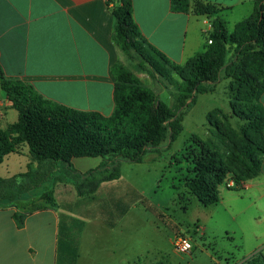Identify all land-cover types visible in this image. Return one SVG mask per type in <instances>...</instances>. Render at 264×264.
<instances>
[{
  "label": "crops",
  "instance_id": "1",
  "mask_svg": "<svg viewBox=\"0 0 264 264\" xmlns=\"http://www.w3.org/2000/svg\"><path fill=\"white\" fill-rule=\"evenodd\" d=\"M132 1L144 38L172 63L185 65L205 50V31L215 19H222L231 33L254 14L257 0H199L219 8L212 17L174 13L171 0ZM115 6L108 0H0L3 75L33 86L59 105L111 116L113 67L123 53L114 42ZM259 103L264 108V93ZM18 119L0 84V130ZM18 151L4 158L1 178L27 172L32 163L29 147L23 144ZM21 157L28 160L24 166ZM91 161L96 162L89 165ZM103 162L101 157L72 160L80 173ZM117 183H103L96 193L81 197L72 183L59 182L54 186L58 206L28 214L23 226L14 217L17 209L1 204L0 264H172V252L183 254L170 234L174 227L170 217L161 207H139L137 190L129 184L118 191ZM228 183L219 189L220 201L212 205L211 219L215 217L217 227L231 235L232 264H251L264 248V162L259 176L240 190ZM237 253L243 254L241 259ZM207 255L213 264L230 262ZM189 256L192 263L197 260L193 253Z\"/></svg>",
  "mask_w": 264,
  "mask_h": 264
},
{
  "label": "trees",
  "instance_id": "2",
  "mask_svg": "<svg viewBox=\"0 0 264 264\" xmlns=\"http://www.w3.org/2000/svg\"><path fill=\"white\" fill-rule=\"evenodd\" d=\"M111 2L116 5L114 42L123 54L155 76L166 79L175 73L181 78L175 106L172 109L160 101L121 62L113 67L115 109L109 117L48 100L33 86L7 79L0 66L1 87L19 113L16 123L0 130V165L7 155L19 153L23 144L28 145L32 157L27 172L9 179L0 177V202L7 200L17 209L14 217L19 226L24 225L28 214L58 206L54 197L57 183H72L81 197L92 195L103 183L121 178V163H142L164 144L170 148L184 130L185 109L196 102L198 95L213 93L223 79L229 80L232 114L244 122L239 142L227 141L221 121L210 115L209 123L216 129L221 145L213 139H194L190 149L198 146L199 152H193L194 178L187 181L186 187L208 207L220 201L219 189L229 179L240 190L261 173L264 108L259 99L264 93V0H257L254 14L237 23L231 33L222 19H215L212 44L185 65L172 63L144 38L134 19L132 0H108V5ZM171 9L174 13L208 17L219 13L217 6L199 0H171ZM191 155L186 154L185 159ZM83 157H101L104 162L95 170L80 173L72 160ZM22 183L34 186L23 190ZM15 185L22 187L23 194H34L27 199L9 197L6 193ZM38 200L45 204L34 205ZM250 263L264 264V253H256Z\"/></svg>",
  "mask_w": 264,
  "mask_h": 264
},
{
  "label": "rangeland",
  "instance_id": "3",
  "mask_svg": "<svg viewBox=\"0 0 264 264\" xmlns=\"http://www.w3.org/2000/svg\"><path fill=\"white\" fill-rule=\"evenodd\" d=\"M228 27L230 30L233 28L231 24ZM121 62L138 75L142 84L151 88L160 101L170 108H174L178 96L177 85L182 81L178 75L172 73L166 79L155 76L151 71L142 70L138 66V62L130 61L123 53ZM231 100L229 80L223 79L218 83L213 93L198 95L196 102L185 109L184 130L170 148L164 144L158 151L149 153L142 163H121L122 175L117 180L120 183L116 185L118 191H123L126 185H132L140 196L139 207H161L173 223L174 227L171 226L170 228L171 236L175 237V240L178 236H183L191 241L192 253L194 259L197 258V260L192 263L189 256L192 253H182L183 255L180 256L172 252V264H213L207 253L224 263H226V258H232L229 252L234 250L235 245L230 238L231 235L217 227L215 217L211 219L214 207L202 205L186 187L187 181L194 178L191 164L193 152L194 154L199 152L198 146L190 149L194 139H213L221 145L216 136V129L209 123L210 115L219 118L221 121L224 132L227 134V141L239 142L240 131L244 122L232 114ZM227 143L229 144V142ZM222 149L224 151L223 147ZM188 153L192 155L190 159H185ZM21 160L23 161L22 166L28 162L27 158L21 157ZM95 162L91 161L88 164L91 165ZM58 167L61 169V166ZM23 182L28 183L29 181L24 179ZM30 182L35 183L37 181ZM26 183H22V185L24 184L23 190L34 186ZM21 188V186L15 185L12 191H8L6 194L12 198L21 197L25 199L34 194V192L23 194ZM38 195L36 194V196ZM1 204L10 206L7 200L0 202ZM44 204L43 200H38L34 205ZM202 226L206 228V234ZM215 227H217V234L212 233V229ZM173 249L171 247V251ZM258 251L263 252L264 248ZM237 254L238 258L241 259L243 254ZM232 263L233 260L230 259L228 264Z\"/></svg>",
  "mask_w": 264,
  "mask_h": 264
},
{
  "label": "built area",
  "instance_id": "4",
  "mask_svg": "<svg viewBox=\"0 0 264 264\" xmlns=\"http://www.w3.org/2000/svg\"><path fill=\"white\" fill-rule=\"evenodd\" d=\"M213 32V26H210L206 31V37H207V44L211 45L212 40L210 38L211 34ZM228 187H235V184H227ZM175 248L178 252L183 253V254H190L192 253L193 250V245L191 241L183 236H178L177 239L175 240Z\"/></svg>",
  "mask_w": 264,
  "mask_h": 264
}]
</instances>
